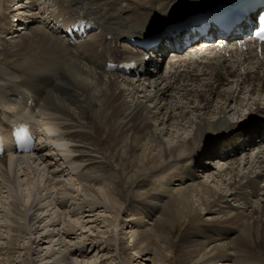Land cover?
I'll list each match as a JSON object with an SVG mask.
<instances>
[{
  "label": "bare ground",
  "instance_id": "bare-ground-1",
  "mask_svg": "<svg viewBox=\"0 0 264 264\" xmlns=\"http://www.w3.org/2000/svg\"><path fill=\"white\" fill-rule=\"evenodd\" d=\"M211 1L0 0V131L15 122L29 123V115L42 132L32 153L0 159V199L5 198L0 200V253L12 256L7 263L13 264L22 251L25 264H85L76 254L85 258L87 238L81 240L84 232L78 231L91 220L82 223L81 213L103 209L113 215L115 232L103 249L118 245L125 254L115 230L119 215L127 212L120 221L127 224L124 235H130L144 261L153 255L163 264L174 255L169 238L197 225L181 241L184 264H264V238L256 221L246 222L247 214L226 205L230 201L247 209L250 197H241L242 191L254 188L255 195V181L264 182V54L259 57L252 48L240 53L233 44L215 52L211 46L202 48L201 38L177 53L164 39L148 51L154 64L148 72L127 77L106 69L107 63L143 62L141 50L124 48L127 40L140 39ZM14 12L12 17L22 15L27 24L26 30L20 27L23 36L12 31L14 18L8 15ZM77 19L99 32L71 45L59 32ZM96 125L117 144L105 151L98 140L91 143ZM210 129L217 133L204 141ZM167 136L175 141L165 146ZM248 148L253 154L242 161L255 181L245 176L237 183L235 169L242 162L237 160L213 176L225 182L228 176L227 192L218 195L196 182L192 169L204 173L206 159L219 163ZM126 164L133 170L129 176ZM158 171L165 177L152 195L148 191L144 204L124 195L123 184L138 196L151 187ZM62 179L69 187H53ZM197 196L203 212L194 204ZM261 215L264 219V207ZM202 216L206 219L199 223ZM156 240L165 248H152ZM73 245L78 247L70 249ZM235 247L241 248L240 256Z\"/></svg>",
  "mask_w": 264,
  "mask_h": 264
},
{
  "label": "rangeland",
  "instance_id": "rangeland-1",
  "mask_svg": "<svg viewBox=\"0 0 264 264\" xmlns=\"http://www.w3.org/2000/svg\"><path fill=\"white\" fill-rule=\"evenodd\" d=\"M52 9L53 8H50V10H52ZM14 14H15V12L13 13V15ZM8 16H9L8 18L10 19L11 18V14H9ZM21 17H22V15H21ZM21 25H22V21L15 28L12 29L13 32H16V31L18 32L19 31L16 35H20V36L22 35L23 36V31H22L23 29L20 28ZM26 34H25V36H26ZM165 68H166V65H165ZM165 68L163 69V71L165 70ZM249 115H250V113H248V116ZM229 120L230 119H227L226 122L227 123L230 122ZM243 121H244L243 119H240L238 122L240 123V122H243ZM246 122H248V121H246ZM246 125H244V126H246ZM214 126H217V125H214ZM94 127H95V133L96 134L95 135H91L90 134L92 136L89 139V141L91 143L95 144L96 143L95 139L98 140V142L96 144H99L102 148L105 149V151L108 148H110L109 147L110 144H112V143L114 145L117 144V141L113 140V138L109 134L107 136L105 135L104 129L102 127L97 126V125L94 126ZM149 127L152 128V130H155V131L158 130V127L157 128L153 127L152 123L149 124ZM215 133H217V131H214L213 129L212 130L210 129V130L206 131V133L203 136V137H205L204 141H206L208 138H210ZM183 136L185 137L186 135H183ZM171 140L175 141V139L173 137H168V136L164 137L163 143L166 142L165 143V146H166L167 144H171ZM99 141H100V143H99ZM111 149L114 150L115 147L113 146ZM244 154L242 152L241 153L239 152V154H237V155H233V156L229 155L227 157L228 159L226 158L225 161L223 160V161H221L219 163H216L217 160H211V159L207 160L206 159L205 160V166H204V168H206V171L204 173H202V170L197 169L198 167L195 168V169H192L193 176L196 179V182L205 184L206 186H208L209 188L214 190L216 192V194H218V195L223 194V192L224 193L227 192V190L231 186L230 185L231 181L228 180V176H227V178H226V176L223 177L224 179L227 180V182L222 181V180L214 181L213 180L214 179L213 176L217 175L220 172H222L223 169H220V167H226V166H228V164L233 163V161H237V160H241V161L243 160L244 161V159H246V158L250 159L252 154H253V152L251 151V148H248L247 152L244 153ZM243 161L241 162L240 166L239 167L236 166V169H235L236 171H238V172H235V173L236 174L239 173L238 175H240L239 178L237 179V183H238V181L240 182V179H243L245 176H246V178L248 177L247 179L255 181V179H254L255 176L253 174H249L250 168H249V166L243 165L244 164ZM190 165H188L190 168L194 167L193 165H191V166ZM125 168H127L126 171H125L126 176L127 175L128 176L131 175L132 172H133L132 168L129 165H127V164L125 165ZM158 174L159 175H157L156 177H154L152 179V181L150 183L151 187L150 186H145L141 190L140 193L142 195L139 194L138 195L139 197L138 196L133 197L132 196V188H128V187L124 188L125 186L123 184L122 187H123L124 195H126V197H129L130 201H133V202H135V203H137L139 205L140 204H144L149 198L148 191H150L151 195H152V193H154L155 190H157V187L161 186L160 181H162L163 178L165 177V173H162V171H158ZM255 182H256L255 186H256V189H257V192H256L255 195L251 194V191L254 188H250L251 190L250 189H245L244 191H242V194H241V197H243V198L250 197L249 202L246 204L247 209H243L242 210V208H243L242 205H239L238 203H233V202H230V201H228L226 205L229 204L228 205L229 209L231 211H234V213L240 211V212H244L245 214H247V217H249V218H247V217H246L247 219L245 218V220H247L246 222L252 224L254 222V220H255L256 222H255V226L254 227L258 231H261V237L264 238V219H263V217L261 215L262 208L264 207V182L261 181V180L260 181H255ZM244 183H245V181H244ZM239 185L240 184H238V186ZM62 186L69 187V182H67L64 179H62L60 181V183H56L53 187H56L57 189H59ZM243 186H244V184H243ZM49 190H51V189H48V191ZM51 191H49V193ZM129 192H130V194H129ZM2 196H5V195H1V197ZM54 197H55V194L53 193L52 196H51V201H53ZM197 197H196L197 200H196V202H194V204H195V206L197 205L196 207L198 208V210L203 212L204 208L202 209L201 206L198 205V204H200V200H199L200 196L198 198ZM4 199L5 198L2 197L0 200L2 202H4ZM56 206L54 207L55 209H56ZM57 207H59V206H57ZM67 207L68 206H67V203H66V207L62 208V210L64 211ZM252 211L260 212V214L259 215L255 214L253 216V215H251ZM161 213H162V211H158L156 213L151 214L152 220H153V218L156 219ZM83 214H84V216L83 217L81 216V218H82L81 222L83 223V222L89 221V220H91V222L90 223H85V229L84 230L82 229V230L78 231V233H81V231L84 232L83 234L81 233L82 234L81 237H80L81 240L83 239V237L87 238V241L85 243L86 247H84V249H83L84 252H87L86 254H83L85 256V258H81L80 254L79 255L76 254L78 256L77 259L80 262L85 263V264H127V263L128 264H157V258L155 256H153V255L152 256L150 255V257H149L150 261H144L145 258L141 257L143 254L138 253V250L134 249L132 247L133 241L130 239V235H128V234L124 235V232H128L127 224L120 223V221L122 222L124 219L128 218L127 217V214H128L127 212L125 214L119 215V217H118L119 223L117 221L116 230H115L116 233H117L118 239H122L123 238L121 240V246H119V247L121 249L122 248L125 249V251H124L125 254H123L122 253L123 251H121V250L118 251V249H119L118 245L114 246L113 244H110V245H107L108 247L106 249H103L104 246H106L105 240H107L108 238H114L115 237V232H113L111 234V230L112 229L110 228V223L114 219H113V215H111L110 212L105 211L103 209H96V210H94V212H92V213L90 212L89 215L86 214V211L81 213V215H83ZM58 215L60 216L59 213H58ZM85 216H88V217H85ZM202 217L203 218H200V219L197 220L199 223L202 220L206 219L204 216H202ZM72 219H74V217H72ZM144 219H145V221L149 220L148 218H144ZM61 221H64L63 218H61ZM147 223L149 225L152 224L151 221H148ZM195 226L197 227V225H193V226H190V227L187 226L186 228H183L176 236L173 237V235H172V237L169 238V243L170 244L168 246H169L170 250L174 251V255H172L171 258H167L163 262V264H184L183 263L184 256H182V253H181V249L183 247L181 241L183 240L184 235L189 234V233H191L193 231ZM57 227L59 228V227H61V225L58 224ZM78 233H77V235H78ZM168 236H169V233H168ZM73 240H75L74 237H71L72 243H73ZM97 241H104V244L100 243V242L97 243ZM68 242H70V240L69 239H65V244H68ZM151 246H152V248H154V247H157L159 249L160 248H162V249L165 248L164 245H162L161 243L157 242V240L156 241H152V245ZM77 247H78V245L77 246L73 245V246L70 247V249H74V248L76 249ZM234 250H235V252H237V254L236 253L235 254L240 256L241 253L238 250H241V248L240 247H235ZM162 251H163V254L166 255L167 252H165L164 250H162ZM20 252H21V254H15L14 255L13 264H25L23 262V261H25L24 260L25 257L23 256V252L22 251H20ZM254 252L257 253V250H254ZM105 253H108V255H106ZM263 255H264V247H263ZM7 256L9 258L12 257L10 254L7 255V254H4V252L0 253V264H9V263H7L8 260H9V258ZM125 258L128 259V262L125 260Z\"/></svg>",
  "mask_w": 264,
  "mask_h": 264
},
{
  "label": "snow or ice",
  "instance_id": "snow-or-ice-1",
  "mask_svg": "<svg viewBox=\"0 0 264 264\" xmlns=\"http://www.w3.org/2000/svg\"><path fill=\"white\" fill-rule=\"evenodd\" d=\"M255 31V36L264 42V19H259L257 23V29Z\"/></svg>",
  "mask_w": 264,
  "mask_h": 264
}]
</instances>
